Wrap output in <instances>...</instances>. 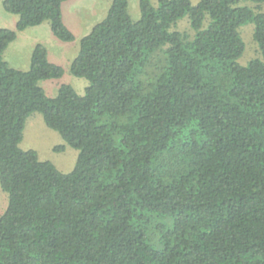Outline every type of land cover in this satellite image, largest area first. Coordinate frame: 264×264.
I'll return each instance as SVG.
<instances>
[{
  "label": "trees",
  "instance_id": "1",
  "mask_svg": "<svg viewBox=\"0 0 264 264\" xmlns=\"http://www.w3.org/2000/svg\"><path fill=\"white\" fill-rule=\"evenodd\" d=\"M69 1L4 2L19 19L0 29V264H264V11L140 0L134 21L112 0L71 63L84 94L51 98L40 82L65 71L44 45L27 71L4 53L45 23L74 42ZM248 23L262 59L242 66ZM34 113L79 152L71 173L20 148Z\"/></svg>",
  "mask_w": 264,
  "mask_h": 264
},
{
  "label": "rangeland",
  "instance_id": "2",
  "mask_svg": "<svg viewBox=\"0 0 264 264\" xmlns=\"http://www.w3.org/2000/svg\"><path fill=\"white\" fill-rule=\"evenodd\" d=\"M5 1L0 0V29L16 30L19 18L17 15L5 11ZM139 1L128 0L129 12L134 21L141 18ZM190 1L195 6L201 0ZM111 2L112 0H72L65 3L63 5L64 21L76 37L74 42H61L53 35L50 25L45 23L18 32L16 41L12 43V46L9 45L5 52V58L16 69L27 71L30 68L35 47L39 44L44 45L49 52L50 61L63 67L65 71L60 79L40 82L46 95L51 98L56 97L60 87L65 84L71 85L78 94L83 95L88 81L77 78L71 73V63L79 53L81 40L107 16ZM240 4L248 6L256 12L264 11V5L258 7L249 0H240ZM175 30L188 34L190 37L194 35L188 17L181 20ZM239 32L246 48L238 63L247 66L255 59H262V53L254 40V24L248 23L242 26ZM20 148L25 151H36L41 161L53 163L64 174H69L74 170L79 156V152L70 147L58 132L47 127L44 117L40 113H34L27 119ZM57 148L60 151H57ZM8 206L9 194L3 191L0 185V217L7 211Z\"/></svg>",
  "mask_w": 264,
  "mask_h": 264
},
{
  "label": "crops",
  "instance_id": "3",
  "mask_svg": "<svg viewBox=\"0 0 264 264\" xmlns=\"http://www.w3.org/2000/svg\"><path fill=\"white\" fill-rule=\"evenodd\" d=\"M16 41V40H15ZM10 46H12V43L10 44ZM9 48V47H8ZM7 48V49H8ZM6 52V51H5ZM6 56H5V53H4V60L12 67V68H14V69H16V67H14V65H12L11 63H9V61L5 58ZM80 95H82V94H80Z\"/></svg>",
  "mask_w": 264,
  "mask_h": 264
}]
</instances>
